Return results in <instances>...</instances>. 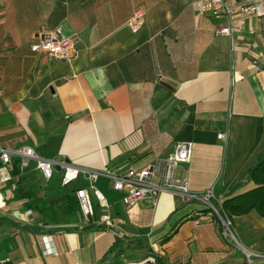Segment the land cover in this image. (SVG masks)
<instances>
[{
	"label": "crops",
	"instance_id": "crops-1",
	"mask_svg": "<svg viewBox=\"0 0 264 264\" xmlns=\"http://www.w3.org/2000/svg\"><path fill=\"white\" fill-rule=\"evenodd\" d=\"M201 1L0 0V146L29 145L45 157L125 173L188 141L191 159L177 173L186 170L192 191L213 188L222 197L245 183L264 153V15L211 16ZM138 8L146 19L133 32L127 21ZM42 26L76 35L75 63L32 48ZM224 26L230 34H217ZM16 158L0 157V264H125L143 255L125 259L127 242L115 244L137 236L164 264H250L246 250L259 254L251 264H264V216L256 210L233 216L234 245L219 216L171 192L155 208L142 200L124 214V193L105 176L96 186L114 225L85 227L81 212L80 229L63 231L28 206L23 193L44 196L49 182L35 160L17 168ZM93 201L99 221L104 211ZM45 241L57 253H45Z\"/></svg>",
	"mask_w": 264,
	"mask_h": 264
},
{
	"label": "built area",
	"instance_id": "built-area-1",
	"mask_svg": "<svg viewBox=\"0 0 264 264\" xmlns=\"http://www.w3.org/2000/svg\"><path fill=\"white\" fill-rule=\"evenodd\" d=\"M201 11L211 16L229 18L234 13L254 14L257 16L264 15V0H202L200 4ZM146 11L138 8L128 19V28L135 32L138 31L145 23ZM3 21H0V24ZM217 34L229 35L230 26L221 27ZM76 35L65 34L64 27L58 26L49 28L42 26L37 41L32 48L46 53L52 58L65 61L67 63H75L79 58V50L76 46ZM219 139H226V133L218 134ZM191 142H176L172 146V150L164 155L156 157V160L141 169H129L125 173L115 172L111 170H93L68 162L66 159H54L39 155L37 151L29 146L22 145L17 149L10 150L0 146V157L3 164H9L13 156L20 158L21 166L25 167L30 160L36 161V167L42 172L43 176L49 180L56 171L60 172L61 184L68 185L80 177H84L89 181V186L79 188L76 191L77 198L81 207V211L87 221L94 218L96 209L93 198L97 201V205L104 211L100 215L99 222L108 227L114 225L111 216L107 212L108 202L104 193L97 188L96 182L101 176L108 177L112 180V188L116 191L124 193L123 204L126 208H130L136 203L145 200L153 208L157 207L159 198L163 192H171L180 196L185 201L197 200L210 209L212 216H219L224 226L225 237L234 245H239L235 234L233 233L232 220L226 215L223 216L222 210L215 204L217 200L216 193L213 188H208L203 192H194L189 187L186 170L179 176L177 169L182 167L191 159ZM5 194L0 187V207L5 203ZM31 213V210L28 211ZM52 236L45 235L44 238L49 239ZM45 253H57L50 246V241H45ZM247 261L251 264L255 256L259 254L246 250ZM152 257L139 260H131L125 264H153Z\"/></svg>",
	"mask_w": 264,
	"mask_h": 264
},
{
	"label": "trees",
	"instance_id": "trees-1",
	"mask_svg": "<svg viewBox=\"0 0 264 264\" xmlns=\"http://www.w3.org/2000/svg\"><path fill=\"white\" fill-rule=\"evenodd\" d=\"M16 159L19 162V164L16 163V167L18 168L20 166V158ZM48 182V191L44 196H37L34 192L28 191L23 193V197L29 198L28 206L36 209L44 218L52 217L55 223L61 224L59 228L63 231L79 230L80 223H78L77 217L82 211L76 191L79 188L85 187L86 184L81 179H78L68 185H62L61 176L56 177V174ZM248 182H252L254 186L246 191L235 193L236 189H239ZM225 191L226 194L222 197L216 195L217 200H215V204L219 210H222L223 216L226 215L232 220L233 216L246 214L251 210H256L260 215L264 216V153L252 165L245 183L234 188L225 189L223 193ZM185 203L201 204L206 210L210 211L207 206L197 200H188ZM67 220H71L72 223L67 224ZM85 227L96 229L109 228L99 221H93V219L87 221ZM169 234L166 233L164 235V241L169 238ZM123 240L115 244L117 248L124 242H127L123 249H121L122 253L131 249H145L147 252L141 259L152 257L154 259L153 264H164L163 257L150 246V241L146 236H137L129 240L123 237Z\"/></svg>",
	"mask_w": 264,
	"mask_h": 264
},
{
	"label": "rangeland",
	"instance_id": "rangeland-1",
	"mask_svg": "<svg viewBox=\"0 0 264 264\" xmlns=\"http://www.w3.org/2000/svg\"><path fill=\"white\" fill-rule=\"evenodd\" d=\"M122 207H123V209H122V212L124 213V214H127V209H126V207H125V205L123 204L122 205ZM233 230V229H232ZM233 233L235 234V236H236V238H237V240L238 241H240L239 240V234L236 232V231H234L233 230ZM240 248V247H239ZM241 249V248H240ZM242 250V249H241ZM240 253V252H239ZM145 254V251H144V249H134V250H129L128 252H127V254H125V259H133V258H137V257H139V256H141V255H144Z\"/></svg>",
	"mask_w": 264,
	"mask_h": 264
}]
</instances>
